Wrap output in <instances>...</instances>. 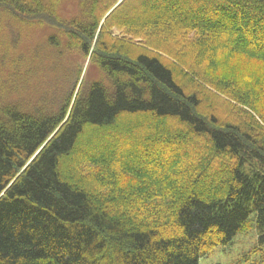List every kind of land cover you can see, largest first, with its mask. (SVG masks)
Here are the masks:
<instances>
[{"label": "trees", "instance_id": "1", "mask_svg": "<svg viewBox=\"0 0 264 264\" xmlns=\"http://www.w3.org/2000/svg\"><path fill=\"white\" fill-rule=\"evenodd\" d=\"M78 1L0 0L103 75L54 111L0 104V264H199L251 222L264 244V0ZM101 134L150 162L113 167Z\"/></svg>", "mask_w": 264, "mask_h": 264}, {"label": "rangeland", "instance_id": "2", "mask_svg": "<svg viewBox=\"0 0 264 264\" xmlns=\"http://www.w3.org/2000/svg\"><path fill=\"white\" fill-rule=\"evenodd\" d=\"M55 15L65 21L80 17L79 1L59 0ZM113 34L120 36L119 29L113 28ZM68 42L65 34L56 25L38 20H19L0 11V104H17L29 111H54L74 89L77 76L79 81L74 93L81 83L88 85L101 79L103 75L99 67L90 59L91 51L86 55ZM225 72L229 73V70ZM221 98L224 99L223 96ZM218 107L223 112L219 103L216 104L217 109ZM168 126L172 129L179 127L173 122H168ZM101 136L105 141L113 140L110 142L112 144L117 142L115 151L110 156H113V167L119 166L123 161L133 160L136 168H141L150 162V158L144 156L137 158L142 151H137L138 154L132 157L124 155L127 147L122 134H118V138H115L117 135H111L109 138L105 134ZM88 146L90 149L94 148L92 145ZM88 146L85 147L89 149ZM100 146L106 148L107 143ZM198 146L200 143L192 147L194 154L199 152ZM164 151L159 148L150 150L151 153H166ZM159 169L154 168V176L158 175ZM250 224V227L237 234L231 243L215 247L200 258L199 264H264V244L258 242V233L253 223Z\"/></svg>", "mask_w": 264, "mask_h": 264}]
</instances>
